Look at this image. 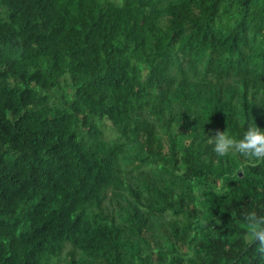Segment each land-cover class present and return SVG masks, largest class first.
I'll list each match as a JSON object with an SVG mask.
<instances>
[{"label":"trees","instance_id":"obj_1","mask_svg":"<svg viewBox=\"0 0 264 264\" xmlns=\"http://www.w3.org/2000/svg\"><path fill=\"white\" fill-rule=\"evenodd\" d=\"M255 123L264 0H0V264H264Z\"/></svg>","mask_w":264,"mask_h":264},{"label":"clouds","instance_id":"obj_2","mask_svg":"<svg viewBox=\"0 0 264 264\" xmlns=\"http://www.w3.org/2000/svg\"><path fill=\"white\" fill-rule=\"evenodd\" d=\"M206 135L209 143L213 144L215 153L220 157L235 152L246 157L250 163L264 161V127L258 126L257 123L248 126L239 138L227 130H215L214 134ZM247 234L264 243V215L256 212L248 214Z\"/></svg>","mask_w":264,"mask_h":264}]
</instances>
